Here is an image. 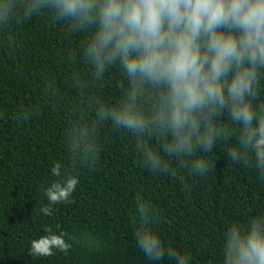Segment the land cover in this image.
Returning <instances> with one entry per match:
<instances>
[{
	"label": "trees",
	"instance_id": "obj_1",
	"mask_svg": "<svg viewBox=\"0 0 264 264\" xmlns=\"http://www.w3.org/2000/svg\"><path fill=\"white\" fill-rule=\"evenodd\" d=\"M89 34L72 31L47 9L26 18L18 13L0 25V264H153L134 239L138 197L154 209L151 227L166 251L186 255L189 264H223L231 224L247 226L264 216V173L254 158L248 166L228 159L231 142L224 141L197 153L210 166L203 176L168 157L174 172L153 173L132 134L110 123L97 126L95 161L73 167L67 132L81 118L94 120L89 97L114 104L127 87L113 67L103 82L82 89L91 80L83 59ZM56 162L60 176L51 171ZM69 174L79 178L71 202L51 204L47 187ZM43 206L52 214L45 215ZM45 227L68 234L67 254L29 255L31 241L48 235ZM156 264L175 261L165 256Z\"/></svg>",
	"mask_w": 264,
	"mask_h": 264
},
{
	"label": "clouds",
	"instance_id": "obj_2",
	"mask_svg": "<svg viewBox=\"0 0 264 264\" xmlns=\"http://www.w3.org/2000/svg\"><path fill=\"white\" fill-rule=\"evenodd\" d=\"M47 9L72 31H89L83 59L91 68L87 89L118 67L127 87L119 100L89 97L94 120L75 121L67 132L72 166L90 165L99 153L97 126L110 123L134 137L142 163L153 173H173L169 160L205 175L209 165L197 153L231 142L227 158L245 166L255 159L264 173V102L257 103L264 78V0H0V25L18 13L31 17ZM225 116L228 123L224 122ZM152 141L156 142V146ZM56 162L52 174L61 175ZM79 178L52 182L51 204L71 202ZM137 248L156 264L189 258L164 244L153 230L154 209L142 197L135 205ZM41 211L51 215L52 209ZM31 241L29 255L50 257L71 248L65 232L45 227ZM223 264H264V216L224 233Z\"/></svg>",
	"mask_w": 264,
	"mask_h": 264
}]
</instances>
